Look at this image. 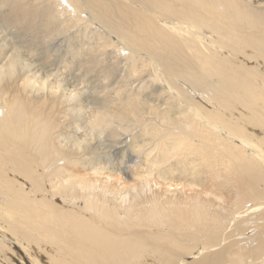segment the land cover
<instances>
[{"label": "bare ground", "instance_id": "obj_1", "mask_svg": "<svg viewBox=\"0 0 264 264\" xmlns=\"http://www.w3.org/2000/svg\"><path fill=\"white\" fill-rule=\"evenodd\" d=\"M0 264H264V0H0Z\"/></svg>", "mask_w": 264, "mask_h": 264}, {"label": "rangeland", "instance_id": "obj_2", "mask_svg": "<svg viewBox=\"0 0 264 264\" xmlns=\"http://www.w3.org/2000/svg\"><path fill=\"white\" fill-rule=\"evenodd\" d=\"M75 31H76V28H74V29H71V32L68 34L69 36L70 35H72L73 33H75ZM79 34H80V32H79ZM27 38H29V39H27ZM61 38V37H60ZM62 38H65V37H62ZM17 40V41H16ZM24 40H25V42H24ZM28 40H31V37H23L22 35L18 38V39H14V41L15 42H18L19 43V48L22 50L23 49V47H24V51L22 50V52L23 53H25L26 54V50L28 49V47L29 46H31V41H28ZM20 41V42H19ZM63 41H64V39H63ZM78 42V43H77ZM26 44H28L27 46H26ZM77 44V45H76ZM33 45V44H32ZM78 45H83V33H82V39L80 40V41H76V40H72V41H68V42H66L65 44H63L62 45V47H60V48H57V47H53V48H51V47H46L44 44L41 46V44H39V43H37V44H35V46H38V49H37V51L36 52H33V54L31 53V54H29V58H31V59H34V60H36L35 61V65L36 64H40L39 62H43V61H39L38 59H37V57H39V58H41V60L42 59H45V60H49V61H51V62H56V64H60V62L61 61H63L65 58H64V56H69L71 59V61L73 62V67H76V68H78V66H76L77 65V63H78V60H76V59H74V58H76L75 57V55H74V52L75 51H77L76 49H78L77 47H78ZM75 46H77V47H75ZM46 47V48H45ZM64 47V48H63ZM66 47H67V49H66ZM58 49V50H57ZM69 49V50H68ZM52 50V51H51ZM55 51V52H54ZM68 53H67V52ZM42 54H44V55H42ZM60 54V55H59ZM66 54H68V55H66ZM37 55V56H36ZM59 55V56H58ZM72 56V57H71ZM45 57V58H44ZM49 58H51V59H49ZM61 58V60H59ZM63 58V59H62ZM68 58H66V60H67ZM76 60V61H75ZM50 62V63H51ZM76 63V64H75ZM43 65H44V67H42V68H39V70L43 73V71L44 72H46V71H48V75H59L60 77H62L64 80H67V79H70L71 77H74V72L72 73V72H70L69 71V69L67 68V67H64L63 65H59L56 69H51V68H49V67H47V65L46 64H44L43 63ZM42 69V70H41ZM79 69H82L83 70V68H80L79 67ZM53 73V74H52ZM72 73V74H71ZM27 75H29L28 73H27ZM53 77L54 76H52V77H50L51 79H53ZM71 80V79H70ZM71 82H72V84H71V86L74 84V82H73V80H71ZM76 86V85H75ZM80 86H83V85H80ZM80 86H78V84H77V86L76 87H78V88H80ZM91 87H93V88H95L96 89V87L95 86H89L88 88H90L91 90H93ZM117 88V86H111V88L110 89H115V90H117L116 88ZM118 87H120V86H118ZM81 88H83V87H81ZM112 89V90H113ZM93 91H95V90H93ZM100 90H97V92H99ZM97 92H96V94H97ZM112 96H113V94H112Z\"/></svg>", "mask_w": 264, "mask_h": 264}]
</instances>
